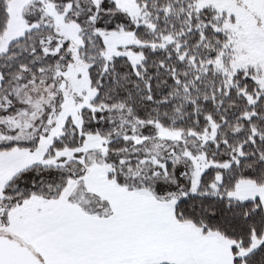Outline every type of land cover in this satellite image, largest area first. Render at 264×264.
I'll use <instances>...</instances> for the list:
<instances>
[{"label":"snow or ice","instance_id":"6c2138e0","mask_svg":"<svg viewBox=\"0 0 264 264\" xmlns=\"http://www.w3.org/2000/svg\"><path fill=\"white\" fill-rule=\"evenodd\" d=\"M0 264H264V0H0Z\"/></svg>","mask_w":264,"mask_h":264}]
</instances>
